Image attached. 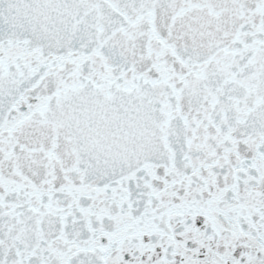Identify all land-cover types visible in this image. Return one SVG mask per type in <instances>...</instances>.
Instances as JSON below:
<instances>
[{
	"label": "snow or ice",
	"instance_id": "1",
	"mask_svg": "<svg viewBox=\"0 0 264 264\" xmlns=\"http://www.w3.org/2000/svg\"><path fill=\"white\" fill-rule=\"evenodd\" d=\"M0 264H264V0H0Z\"/></svg>",
	"mask_w": 264,
	"mask_h": 264
}]
</instances>
